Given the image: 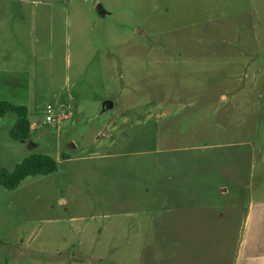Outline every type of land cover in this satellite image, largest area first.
Returning a JSON list of instances; mask_svg holds the SVG:
<instances>
[{"label":"rangeland","instance_id":"obj_1","mask_svg":"<svg viewBox=\"0 0 264 264\" xmlns=\"http://www.w3.org/2000/svg\"><path fill=\"white\" fill-rule=\"evenodd\" d=\"M0 100L30 124L0 117V168L55 161L0 186V264H233L264 203V0H0Z\"/></svg>","mask_w":264,"mask_h":264},{"label":"trees","instance_id":"obj_2","mask_svg":"<svg viewBox=\"0 0 264 264\" xmlns=\"http://www.w3.org/2000/svg\"><path fill=\"white\" fill-rule=\"evenodd\" d=\"M15 114V121L8 130V137L16 141H25L30 131L27 110L23 105H13L0 100V117L6 113ZM55 170V161L46 154L31 153L15 164L11 170L0 168V186L6 190L14 189L26 176L45 175Z\"/></svg>","mask_w":264,"mask_h":264},{"label":"crops","instance_id":"obj_3","mask_svg":"<svg viewBox=\"0 0 264 264\" xmlns=\"http://www.w3.org/2000/svg\"><path fill=\"white\" fill-rule=\"evenodd\" d=\"M248 207L244 218L247 232L239 239V247L231 259L233 264H264V203H256L255 210L253 203Z\"/></svg>","mask_w":264,"mask_h":264},{"label":"built area","instance_id":"obj_4","mask_svg":"<svg viewBox=\"0 0 264 264\" xmlns=\"http://www.w3.org/2000/svg\"><path fill=\"white\" fill-rule=\"evenodd\" d=\"M50 106L47 105L46 108H45V112H46V115L44 117V121L48 124H51L53 122V118L50 116Z\"/></svg>","mask_w":264,"mask_h":264},{"label":"water","instance_id":"obj_5","mask_svg":"<svg viewBox=\"0 0 264 264\" xmlns=\"http://www.w3.org/2000/svg\"><path fill=\"white\" fill-rule=\"evenodd\" d=\"M94 9L97 12L101 11V8H100V6L98 4L94 6ZM103 105H104V107H109L111 105V103L106 101V102L103 103ZM29 144H31V143H27V147H30L31 146Z\"/></svg>","mask_w":264,"mask_h":264}]
</instances>
